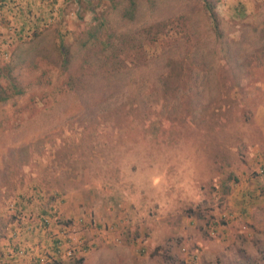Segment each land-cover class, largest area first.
<instances>
[{
  "label": "rangeland",
  "instance_id": "rangeland-1",
  "mask_svg": "<svg viewBox=\"0 0 264 264\" xmlns=\"http://www.w3.org/2000/svg\"><path fill=\"white\" fill-rule=\"evenodd\" d=\"M207 1L0 0V264H264V0Z\"/></svg>",
  "mask_w": 264,
  "mask_h": 264
},
{
  "label": "built area",
  "instance_id": "built-area-1",
  "mask_svg": "<svg viewBox=\"0 0 264 264\" xmlns=\"http://www.w3.org/2000/svg\"><path fill=\"white\" fill-rule=\"evenodd\" d=\"M108 227V226H106ZM112 228H106V231H110ZM116 240V238H115ZM113 240V241H115ZM92 241L86 243L79 239H71L67 244H63L59 238H56L52 241V244L49 248V251L42 255L33 256V259L30 260V264H46L51 262H59L63 259H71L76 254L87 253L91 248ZM21 250L13 252V256L21 257L23 254Z\"/></svg>",
  "mask_w": 264,
  "mask_h": 264
},
{
  "label": "trees",
  "instance_id": "trees-1",
  "mask_svg": "<svg viewBox=\"0 0 264 264\" xmlns=\"http://www.w3.org/2000/svg\"><path fill=\"white\" fill-rule=\"evenodd\" d=\"M204 9L206 10L207 16L210 22L215 25L216 24V14L214 12L213 5L209 3L207 0H204Z\"/></svg>",
  "mask_w": 264,
  "mask_h": 264
},
{
  "label": "crops",
  "instance_id": "crops-1",
  "mask_svg": "<svg viewBox=\"0 0 264 264\" xmlns=\"http://www.w3.org/2000/svg\"><path fill=\"white\" fill-rule=\"evenodd\" d=\"M108 226H110V225H108ZM113 240H115V239H111V241H113Z\"/></svg>",
  "mask_w": 264,
  "mask_h": 264
}]
</instances>
